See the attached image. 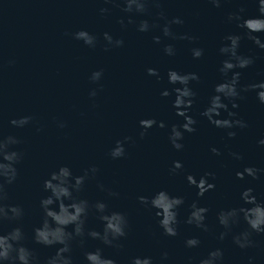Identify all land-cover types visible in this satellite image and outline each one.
<instances>
[{"label":"water","instance_id":"water-1","mask_svg":"<svg viewBox=\"0 0 264 264\" xmlns=\"http://www.w3.org/2000/svg\"><path fill=\"white\" fill-rule=\"evenodd\" d=\"M102 7L110 11L101 14ZM122 7L119 0L109 4L104 0H0V135L17 136L22 142L12 147L24 153L17 165V181L5 186V202L19 203L26 209L22 221L25 243L41 260L54 254L59 245L45 247L32 241V229L41 218L39 199L48 195L43 191V180L60 165L66 164L74 175H80L95 164L99 171L86 181L80 196L89 201L104 200L110 210L126 213L128 234L119 241L120 249L91 238L86 239L84 249L74 244L75 264H85L83 251L97 247L117 264H129L134 256H151L154 264H160L164 251L169 254L166 264H187L188 257L197 264L216 247L224 251V264H248V257H253V264H264V233H253V246L240 249L231 235L223 241L217 239L223 229L216 219L221 208L243 204L240 192L246 187H253L257 199L264 200V176L257 180L245 176L241 180L235 175L245 166L264 168V146L257 144L264 136V105L253 91L244 93V99L237 101L238 108L232 109L229 104V109L248 123L247 128L234 129L236 136L231 138L226 130L199 115L213 94V86L222 79L218 67L223 57L218 49L223 36L244 31L234 22L228 23L227 14L243 7L242 16L256 17L259 13L255 0H225L219 8L208 0H160L159 8L150 3L149 14L133 16L134 21L146 19L158 25L146 33L138 32L135 23H127L131 14L124 13ZM160 11L168 20L175 16L183 20V24L171 25L177 36L188 34L196 39L165 37L160 27L165 21L157 16ZM121 19L126 27L119 23ZM81 29L96 36L94 48L73 38L72 34ZM104 32L123 39V46L105 51ZM255 35L264 40V33ZM153 36H160L159 44ZM165 44L174 46V56L164 53ZM193 47H202L204 55L194 59L190 51ZM238 51L256 57L252 66L239 70L240 83L264 79V50L244 38ZM149 67L158 70L159 80L147 74ZM99 69H103L102 79L90 81L91 73ZM169 69L200 76L199 81H190L197 93L189 112L198 121L196 131L184 133V148L180 151L167 138L171 125L183 122L172 106L176 95L173 89L180 85L168 82ZM92 89L97 90L95 97L89 96ZM165 89L169 91L167 97L160 95ZM23 115H31L33 121L23 128L9 123ZM148 118L164 121L166 127L153 125L141 138L139 121ZM58 121L66 126L58 128ZM124 136H131L135 142L125 145V157L111 159L109 149ZM210 147L218 148L220 155L213 154ZM231 152H239L242 159L235 160ZM174 160L180 161L183 168L172 175L169 168ZM205 172L216 174V187L197 197V189L188 184L186 175L199 180ZM99 183L118 192L119 197H108L98 189ZM162 189L184 197L175 237L163 234L156 209L149 211L137 200L140 195L150 197ZM193 200L209 208V232L184 223ZM2 227L6 232L11 225L5 222ZM86 227L100 231L102 223L90 214ZM246 227L241 220L233 232ZM67 230L71 231V226ZM191 236H197L201 243L196 248H185L184 240Z\"/></svg>","mask_w":264,"mask_h":264},{"label":"clouds","instance_id":"clouds-1","mask_svg":"<svg viewBox=\"0 0 264 264\" xmlns=\"http://www.w3.org/2000/svg\"><path fill=\"white\" fill-rule=\"evenodd\" d=\"M123 4L122 11L128 16L127 23L134 24L136 30L140 33L149 32L158 25L153 22L149 23L146 19L138 22L134 21V15L149 14V4L160 7V0H119ZM225 0H208V3L219 8ZM105 4L116 3V0H104ZM258 6L259 15L256 17L245 18L241 15L244 8L240 7L237 12L227 14V22H234L238 28L243 29L242 33H228L222 38V43L218 53L223 59L220 61L218 71L222 79L213 86V94L208 98L207 105L199 113L201 117L207 120L216 128L226 130L229 138L236 136L234 129H244L248 123L238 118V114L231 111L228 107L231 104L232 109L239 107L237 101L244 99V93L253 91L260 104L264 105V79L242 85L240 83L241 71L252 66L256 57L240 53V42L247 38L251 40L259 49L264 50V40L255 33H264V0H255ZM101 14H106L110 9L102 7L99 9ZM157 16L164 19L161 31L165 37L172 39L193 41L196 38L188 34L177 36L172 30L171 25L183 24V20L175 16L168 20L163 11L157 13ZM122 27H126L124 20L119 21ZM73 38L82 41L84 45L94 48L97 43L95 35L89 31L81 29L72 34ZM103 39L106 41L105 51L110 48H119L123 46L124 41L121 38H113L108 32L103 33ZM152 40L159 44L160 36H153ZM163 51L168 56H174L176 50L172 44H165ZM194 59H199L204 55L202 47H193L190 49ZM13 61H10L12 63ZM149 76H155L158 80L160 76L156 68H147ZM103 69L95 70L91 73L89 79L92 82H98L102 79ZM168 82L175 87V99L172 102L173 108L176 109V115L183 117V122L179 125L172 124L168 132V142L171 146L180 151L184 148L182 143L184 133H193L196 131L195 125L198 121L189 114L192 105L196 102L197 93L190 87V81H199L200 76L195 72H178L169 69L167 72ZM97 90L92 89L89 92L90 97H95ZM160 95L167 97V89L160 92ZM222 112L226 116H222ZM33 121L31 115H23L11 119L9 123L16 128H23ZM153 125L165 128L164 121H157L154 118L141 119L139 121V136L144 137L145 133ZM63 121L57 122V127H65ZM36 131H40L37 128ZM21 140L15 135H0V264H75L73 259V245L78 244L84 249L87 238L99 240L103 245L120 249L122 245L119 241L128 234L129 220L127 214L120 211L110 210L104 200L89 201L80 196L86 181L94 178L99 169L95 164L83 169L82 174L74 175L72 169L64 164L51 171L47 178L43 180V191L48 193L39 199L38 208L40 210V223L32 229V241L45 247H56L53 255L43 260L37 255L34 248L29 247L26 241V234L23 226V219L26 215V209L19 203H6L8 199L6 185H13L18 178L17 165L23 159V151L15 150L12 146L21 144ZM135 141L131 136H124L123 139L115 141L109 149L108 155L111 159L117 160L126 156L125 145ZM258 145L264 146V136L258 141ZM210 151L219 156L220 151L216 147H210ZM230 155L235 160H241L239 152H231ZM183 164L174 160L169 168V173L174 175L182 170ZM238 179L243 180L245 176L253 180L264 176V168L256 166H245L242 171L235 173ZM189 185L197 189L196 196L202 197L209 190H214L216 184V174L205 172L197 180L192 174L186 175ZM213 181V182H210ZM98 189L106 192L108 197H119V193L106 188L104 184L99 183ZM139 203L149 211L156 209L155 216L158 218L159 227L165 236L175 237L178 235L180 220L178 219L181 206L184 204V197L171 195L166 190H159L149 196L140 195L137 197ZM240 200L243 204L239 207L221 208L216 213L218 224L222 231L217 237L223 241L226 236L231 235L233 244L240 249H246L253 246V233H264V200L257 199L253 187L249 186L240 192ZM188 213L184 223L193 225L203 232H209V225L206 223L209 208L200 205L198 200H193L188 206ZM90 214L102 223V230L98 231L86 227V222ZM241 220L247 225L242 231L233 232L234 226L238 225ZM7 222L11 225L10 230L3 231V225ZM71 226V231L67 230ZM201 241L197 236L185 238V248L192 249L200 245ZM168 252L161 253L160 264H166ZM83 257L85 264H117L116 259L103 255V250L97 247L95 250H84ZM129 264H154L151 256H134L130 258ZM187 264H193V258L188 257ZM197 264H224V251L216 247L208 251L207 255L200 258ZM248 264H253V257H248Z\"/></svg>","mask_w":264,"mask_h":264}]
</instances>
